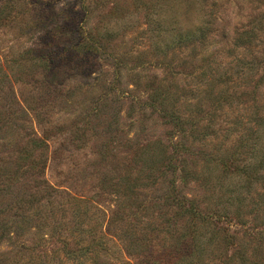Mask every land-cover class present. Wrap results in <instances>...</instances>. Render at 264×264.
Listing matches in <instances>:
<instances>
[{
  "label": "rangeland",
  "instance_id": "1",
  "mask_svg": "<svg viewBox=\"0 0 264 264\" xmlns=\"http://www.w3.org/2000/svg\"><path fill=\"white\" fill-rule=\"evenodd\" d=\"M162 3L0 0V169L11 177L0 192V235H6L0 242V264H53L55 251L62 250L60 239L69 235L76 219L75 207L68 201L73 195L97 208L91 209L88 216L96 218L102 229L107 218L104 214L109 215L117 204L115 195L122 191V187L115 191L114 183L126 174L132 183L137 175V148L157 138L167 139L169 128L155 112L143 107L149 93L148 81L163 74L156 65L161 57L152 53L154 40L150 33L151 12ZM205 4L214 30L227 25L225 38L215 32L195 52L169 51L165 62L173 60L181 65L191 60L178 68L183 73L195 70L193 77L200 72L197 68L203 63L202 57L204 66L229 69L228 64L232 65L235 58L247 56L245 45L232 49V39L236 30L249 29L264 15V0H207ZM126 15L132 21L115 33L108 46L98 37L101 51L113 50L114 56L122 58L120 66L111 57L84 54L83 47L72 52L77 33L80 38L89 32L103 34L107 21ZM260 32L258 40L263 38ZM248 50L258 55L263 49L256 44ZM191 79L181 78L178 83L190 82L193 88ZM239 114H245L241 106L229 108L223 118L225 124ZM213 138L223 143L222 148L228 143L223 131ZM37 140L44 141L45 149L33 148L32 142ZM206 151L222 152L215 150L214 144ZM197 157L203 159L202 154ZM34 158L43 162L41 172L30 167L29 159ZM202 164L200 160L199 169ZM209 165L202 177L213 181L219 169ZM109 181L111 184H107ZM202 183H189L183 192L199 199L205 195L209 197L206 203L213 207L224 200L216 183ZM101 184L107 185L99 191ZM262 192L256 186L245 201V226H239L232 216L218 223L249 248L256 239L251 242L242 233L247 227L257 231L261 228ZM57 201L64 208H59ZM253 208L257 209L256 221L249 214ZM30 213L32 217L25 221ZM113 250L118 262L129 260L118 244Z\"/></svg>",
  "mask_w": 264,
  "mask_h": 264
},
{
  "label": "trees",
  "instance_id": "2",
  "mask_svg": "<svg viewBox=\"0 0 264 264\" xmlns=\"http://www.w3.org/2000/svg\"><path fill=\"white\" fill-rule=\"evenodd\" d=\"M164 3L166 0L161 6ZM161 6L151 12L150 33L154 40L152 53L154 57H161L156 65L162 68L163 74L158 79L152 76L148 81L149 93L143 107L155 112L161 123L169 128L167 139L157 138L137 148V175L132 183L128 174L114 183L115 191L118 187H122V191L115 195L117 204L109 215L104 214L107 218L102 229L96 218L88 216L96 207L81 196L73 195L68 199L75 207L76 219L69 235L60 239L62 250L55 251L53 264H264L263 215L258 231L247 227L242 233L247 240L256 239L250 248L241 245L235 233L230 234L227 228L218 225L230 216L239 226L246 225L248 218L243 206L256 186L263 190L264 208V15L255 19L249 29L236 30L232 39V49L245 45L247 56L235 58L232 65L228 64L229 69H220L219 65L217 69L204 66L202 57L200 62L203 63L197 68L200 72L193 77L194 67L190 73L178 68L191 60L181 65L173 60L165 63L169 51L195 52L204 46L210 34L214 36L217 32L220 38H225L227 25L220 31L214 30L209 12L198 29L181 30L174 20L163 15ZM258 31H261L262 40H258ZM115 33L108 30L100 35L89 32L82 38L77 33L72 52L83 47L84 54L105 55L120 66L122 58L114 56L113 50L101 51L98 42L99 37L108 46ZM256 44L263 49L258 55L248 50ZM189 77L194 82L193 88L189 87L190 82L178 83L181 78ZM195 81L199 83L196 85ZM239 106L245 114L225 124L223 118L227 110ZM220 131L225 141L228 140L223 148V143L213 138ZM212 144L215 150L222 152L208 153L206 148ZM32 146L35 150L45 149L42 140L33 141ZM201 154L203 159L197 157ZM36 159H29L30 167L41 172L44 164ZM200 160L203 161L201 169L198 167ZM209 164L216 171L219 169L213 181L202 177L210 168ZM10 179L5 170L0 169V192ZM110 181L107 184H111ZM189 183H216L225 198L214 207L210 206L206 203L209 197L204 195L199 199L183 192ZM107 184L99 185V191ZM211 187L216 188L215 185ZM60 203L57 201V206L64 208ZM130 207L132 212H129ZM256 212V208L249 212L252 221H256ZM30 215L24 217L25 221L32 217ZM2 235L5 234L1 233L0 242ZM117 244L128 261L116 259L113 249Z\"/></svg>",
  "mask_w": 264,
  "mask_h": 264
},
{
  "label": "clouds",
  "instance_id": "3",
  "mask_svg": "<svg viewBox=\"0 0 264 264\" xmlns=\"http://www.w3.org/2000/svg\"><path fill=\"white\" fill-rule=\"evenodd\" d=\"M163 15L175 21L181 30H196L208 18V6L203 0H166ZM227 14V9H226ZM132 21L130 15L113 17L105 24V30L117 32Z\"/></svg>",
  "mask_w": 264,
  "mask_h": 264
}]
</instances>
